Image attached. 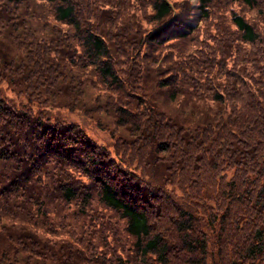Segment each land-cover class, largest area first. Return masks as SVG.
<instances>
[{"label": "trees", "instance_id": "1", "mask_svg": "<svg viewBox=\"0 0 264 264\" xmlns=\"http://www.w3.org/2000/svg\"><path fill=\"white\" fill-rule=\"evenodd\" d=\"M0 0V264H264V0Z\"/></svg>", "mask_w": 264, "mask_h": 264}]
</instances>
